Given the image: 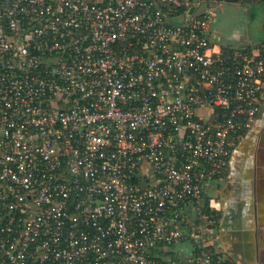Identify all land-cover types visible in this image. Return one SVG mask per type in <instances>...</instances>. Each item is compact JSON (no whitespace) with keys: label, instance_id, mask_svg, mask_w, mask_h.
Masks as SVG:
<instances>
[{"label":"built area","instance_id":"built-area-1","mask_svg":"<svg viewBox=\"0 0 264 264\" xmlns=\"http://www.w3.org/2000/svg\"><path fill=\"white\" fill-rule=\"evenodd\" d=\"M213 2L0 0V264H236L211 187L264 48L214 38Z\"/></svg>","mask_w":264,"mask_h":264},{"label":"water","instance_id":"water-1","mask_svg":"<svg viewBox=\"0 0 264 264\" xmlns=\"http://www.w3.org/2000/svg\"><path fill=\"white\" fill-rule=\"evenodd\" d=\"M194 9H192L193 11ZM264 115V107L261 108L260 113L257 117L256 124L254 128L251 130V132L244 138V140L240 143V145L237 147V149L234 151L232 158H231V166L232 168H236L237 165L242 164V155L247 151L254 149L253 144L259 139V135L261 133V123L260 118ZM254 178L256 177L255 181V192H256V199L255 204L256 208L258 209V222L257 228L255 227V221L252 217V212H250V216L246 215L245 222H239L237 224V227H235L237 233V237H235V243L232 244L229 241H225L224 233L227 231H223L222 229V223L219 226V242L223 249V251L236 263V264H257V259L253 260V254L252 260H249L246 258V255L243 254L249 246V248H254L256 252H258L259 247H264V154L258 157L257 163H256V169L254 172ZM254 203V200H253ZM252 202H249V206H253ZM245 217V216H244ZM253 221V222H252ZM258 234L257 242L253 238L255 235V231ZM223 231V232H222ZM239 237V238H238ZM238 247L239 249H235Z\"/></svg>","mask_w":264,"mask_h":264},{"label":"rangeland","instance_id":"rangeland-1","mask_svg":"<svg viewBox=\"0 0 264 264\" xmlns=\"http://www.w3.org/2000/svg\"><path fill=\"white\" fill-rule=\"evenodd\" d=\"M217 17L214 22V38H220L225 46L247 42L254 49L264 42V2L242 4L241 0L213 2ZM244 44V46L246 45Z\"/></svg>","mask_w":264,"mask_h":264},{"label":"flooded vegetation","instance_id":"flooded-vegetation-1","mask_svg":"<svg viewBox=\"0 0 264 264\" xmlns=\"http://www.w3.org/2000/svg\"><path fill=\"white\" fill-rule=\"evenodd\" d=\"M221 3L226 0H216ZM233 1V0H227ZM260 113V112H259ZM259 115V114H258ZM261 133L257 143L253 144L254 149L247 150L243 155L242 164L237 165L236 168H230L229 174L225 181L221 184L220 189L217 191L216 199L220 202V209L222 213L232 212L233 203H237V211L240 214L250 216L255 221V227L257 228L256 222H258V209L256 208L255 199V181L254 172L256 169V163L258 157L264 154V115L260 118ZM238 200V201H236ZM254 200V203H253ZM234 201V202H233ZM249 202L253 203V206H249ZM236 215H234L235 217ZM233 217V216H232ZM226 218V217H225ZM237 218V216H236ZM222 223V220H221Z\"/></svg>","mask_w":264,"mask_h":264},{"label":"crops","instance_id":"crops-1","mask_svg":"<svg viewBox=\"0 0 264 264\" xmlns=\"http://www.w3.org/2000/svg\"><path fill=\"white\" fill-rule=\"evenodd\" d=\"M208 1H216V0H208ZM243 43L246 44L247 42H243ZM262 43H264V42H262ZM244 44H239V45H234V46L231 45V46H227V47L232 49V50L243 49L246 47L253 48V47L248 46V44H246L244 46ZM217 191L220 192L222 190L220 188L217 189L216 186L211 187V195L213 197H216ZM236 201H238V200H236ZM232 208H233V210L231 213L230 212L221 213V220H222V228H223L222 230L224 232L227 231L224 233L225 235H224L223 239L225 241H229L232 244H234L235 243V237H237V235H236L237 231H236L235 227H237V224L239 222H245L246 221L245 218L247 216L245 214H240V216H239V213L237 211V203H233ZM234 215H236L237 218H236V216L234 217ZM254 231H255V235L253 238L257 242L258 234H257L256 230H254ZM257 245L259 246L258 242H257L256 246ZM235 249H239V248L238 247L236 248V246H235ZM243 254H245L246 258L249 260H252V256H253V260L257 259V264H264V247L263 248L259 247L258 252H256L255 247L249 248V246H247V248ZM250 254L251 255L253 254V255L250 256Z\"/></svg>","mask_w":264,"mask_h":264},{"label":"trees","instance_id":"trees-1","mask_svg":"<svg viewBox=\"0 0 264 264\" xmlns=\"http://www.w3.org/2000/svg\"><path fill=\"white\" fill-rule=\"evenodd\" d=\"M261 3H263V2H257V3H254V4H255V5H259V4H261ZM258 48L263 49V48H264V43L259 44V45H258ZM219 217H220V215H219Z\"/></svg>","mask_w":264,"mask_h":264}]
</instances>
